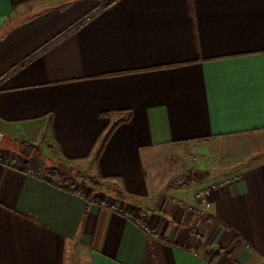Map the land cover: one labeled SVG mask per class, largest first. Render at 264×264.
<instances>
[{"label": "crops", "instance_id": "0c3cea01", "mask_svg": "<svg viewBox=\"0 0 264 264\" xmlns=\"http://www.w3.org/2000/svg\"><path fill=\"white\" fill-rule=\"evenodd\" d=\"M229 137L257 140L232 175L157 182ZM0 158V264H264V0H0Z\"/></svg>", "mask_w": 264, "mask_h": 264}, {"label": "rangeland", "instance_id": "374dc122", "mask_svg": "<svg viewBox=\"0 0 264 264\" xmlns=\"http://www.w3.org/2000/svg\"><path fill=\"white\" fill-rule=\"evenodd\" d=\"M249 140L255 141V143L257 141L245 137H229L177 144L171 150H166L162 154L157 155L155 161L157 182L166 184L167 186H186L193 189L199 185V181H202L203 178H206V182H209L211 181L210 179L219 174L232 175L236 166L240 167L246 163L242 159L247 154L245 152L253 148V146L251 147L250 144L246 145L243 143ZM23 144L31 146L28 147L32 148L35 159L38 161L43 160L45 164L51 165L46 168V171L49 169L52 172L60 171L65 175L64 180L72 187L78 188L84 193L89 191L88 187L91 185L85 179V176H89L86 171L67 167L63 164L64 162L58 156L56 150H48L46 147L41 146L37 148V146L29 142ZM24 156L30 157V155L27 156L26 154ZM94 179L96 180V178ZM82 180L86 181L85 185L80 183ZM97 182L100 184L99 189L107 192L105 182ZM101 197L103 200L108 201L109 199L107 196Z\"/></svg>", "mask_w": 264, "mask_h": 264}, {"label": "trees", "instance_id": "16d2710c", "mask_svg": "<svg viewBox=\"0 0 264 264\" xmlns=\"http://www.w3.org/2000/svg\"><path fill=\"white\" fill-rule=\"evenodd\" d=\"M112 130H113V128H111L108 132H107V134L105 135V136H103V135H101L100 137H99V140H101V142H100V145L101 146H103L104 144H105V142H106V140H107V138L109 137V135H110V133L112 132ZM22 146H23V149L24 150H26L27 148H28V146L29 145H25V144H21ZM100 146V147H101ZM29 147H31V146H29ZM32 149V148H31ZM85 179H86V181H88L89 182V184L93 187V189H99V182H97L94 178H92L91 176H85ZM208 219L209 220H211L212 221V219L210 218V217H208ZM193 229H191V231H192Z\"/></svg>", "mask_w": 264, "mask_h": 264}, {"label": "built area", "instance_id": "2783aa9c", "mask_svg": "<svg viewBox=\"0 0 264 264\" xmlns=\"http://www.w3.org/2000/svg\"><path fill=\"white\" fill-rule=\"evenodd\" d=\"M1 160V158H0ZM215 183L211 185H203L199 186L194 192L195 196L200 199H206V197L209 195L210 190L215 187ZM104 202V201H103ZM113 209H117V206L115 204H112ZM126 214H129L126 212ZM130 215V214H129ZM147 231L151 234L150 230L146 227Z\"/></svg>", "mask_w": 264, "mask_h": 264}]
</instances>
